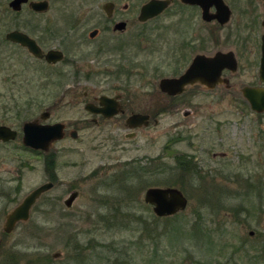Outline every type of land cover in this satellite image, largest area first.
Here are the masks:
<instances>
[{
    "label": "rangeland",
    "instance_id": "1",
    "mask_svg": "<svg viewBox=\"0 0 264 264\" xmlns=\"http://www.w3.org/2000/svg\"><path fill=\"white\" fill-rule=\"evenodd\" d=\"M144 1L146 0H136V3L139 6ZM129 2L133 5L135 3L132 0ZM242 2V8L246 9L247 0ZM63 5L61 14L56 13L58 7H55L50 13L41 15L42 18L47 20L49 17L53 20L65 14L69 19L81 14L89 20L93 15L88 12L89 9L96 8V2L92 0H65ZM238 9L237 12L242 16L241 25L244 26L246 20L247 25H250L254 21L253 17L246 18L250 12L243 14L239 6ZM13 15L9 1L0 0V25L14 27ZM28 16V8L25 6L18 17L20 24L17 26L27 29L28 23L30 24ZM181 18L186 19L187 16L163 17L162 22L165 26L177 25ZM238 20H241L240 15ZM133 24L136 30L131 29L129 32L127 55L131 71L132 66H136L128 82L131 90L149 94L157 90L160 77L171 74L177 65H172L165 58L161 59V52L157 50L161 47V36L163 38L167 32L164 31V34L156 27L158 21L147 23L146 33L141 36L137 33L143 25ZM69 25L67 23L65 26ZM93 25L94 21L91 20L83 25L87 38ZM180 25L183 26L181 32H187L179 33L181 53L184 52L182 43L193 38L189 36L186 21H182ZM234 26L235 23L228 25L218 33L221 40L219 42L215 39L212 27L210 33L205 34L196 26L195 37H209L205 46L211 55L218 50L236 48L241 56L243 48L248 46L246 55L240 59L239 83L243 84L253 79L254 58L257 62L255 72L258 73L259 51L252 54L254 34L251 36L244 29L239 35L247 39L248 43L243 44L241 40L240 45L235 44L236 33L231 31ZM183 35L186 37L183 38ZM143 44H146V48ZM90 47V44L84 46V50L79 52L83 56ZM189 52L191 48L185 50V54ZM84 62L89 66L96 65L93 55L84 57ZM184 63L185 61L178 66L183 67ZM142 65L148 67V73L143 75ZM156 67H160L158 73L154 70ZM78 81L67 74L63 87L48 88V91L50 89L55 93L44 94L40 98L44 102L33 111L34 115L49 108L53 119L74 121L79 118L80 110H83V105L74 96L81 89L90 87L101 93L111 91L113 85L122 84V81L101 75L89 81L80 79L79 84ZM61 90L67 91L65 98L59 94ZM35 91L36 96L40 89L36 87ZM205 99L202 95L195 97L194 105H207ZM213 99L212 97L211 101ZM233 99L237 100L232 97ZM24 100L25 98L22 99ZM228 100L216 104L217 108L214 109L222 111L215 114L213 122L206 120L204 112L196 114L194 119L186 120L170 116L162 121L159 128L162 133L156 134L153 128L147 129L139 140L129 142V148L125 151L112 152V147L107 142L101 150L98 149L97 141L93 140V129L90 128L80 130L79 139L67 137L56 143L52 152L57 156L58 181L32 209L29 221L17 224L10 234L4 230L6 213L18 205L31 190L45 182L47 175L42 157L39 159L33 156L30 160L31 169H28L22 165L31 157L27 152L16 145H0V264H263L256 263L254 259V242L258 238L250 233H264V118L263 122H257L256 113L251 112L244 102L237 101L233 103L235 108L230 109V99ZM146 101H150L149 95ZM181 105L189 106L187 103ZM240 108L244 110L243 114H239ZM191 120L198 122L199 131L207 128L208 137L204 143L211 149L209 155L202 159H211L212 151H226L230 157H218L213 164L207 161L206 165L209 166L204 167L208 171L198 176H192L194 168L187 170L188 174L182 172L184 169H177V162L172 154L180 151L197 154L195 149L201 148V143L194 147L187 143L175 146L163 158L162 169L154 161H149L162 153L166 155L164 144L167 136L172 134L171 129L176 126L173 125L174 122L187 123ZM220 121H224L225 125L222 132L217 133L214 128L217 127L216 122ZM219 137L223 138L220 142L223 145L218 144ZM213 142L218 145L212 146ZM117 159L128 160L130 163L140 160L142 163L147 162L144 164L146 171L142 172L141 177H131L128 182L126 180L127 183L117 180V183L111 184L112 176L118 168L110 165L117 163ZM101 166L106 168L103 172L97 170ZM21 171L24 174L20 182L16 176ZM17 184L21 185L19 194L6 193L13 191ZM71 186L78 188L80 195L72 208L68 209L64 200L69 196ZM151 187H178L189 199L187 208L171 216H156L153 206L145 201L146 191ZM11 197L16 198L11 201ZM174 223L177 226L183 224V227L176 230ZM146 224L157 225L160 233L166 226L170 235L164 237L155 233V239L152 235L148 237ZM196 231L193 237L192 234ZM58 252L60 256L54 257Z\"/></svg>",
    "mask_w": 264,
    "mask_h": 264
},
{
    "label": "flooded vegetation",
    "instance_id": "2",
    "mask_svg": "<svg viewBox=\"0 0 264 264\" xmlns=\"http://www.w3.org/2000/svg\"><path fill=\"white\" fill-rule=\"evenodd\" d=\"M8 1L11 12L14 14L12 16L14 27L0 25V128L4 129L3 132H0V145H16L20 147L21 150L27 152L31 157L22 165L28 169H31L30 160H32L33 156L39 159L42 157V165L45 169L47 180L33 190L46 183L53 184V186L45 191L33 204L30 209L29 218L26 221L17 222L15 227L19 223L29 221L32 209L44 195L54 188L58 181L56 172L57 156L55 152H52L54 145L65 140L67 137L79 139L80 130L88 128L93 129V140L97 141V147L100 150L107 142L111 145L112 152L125 151L129 148L128 143L139 140L147 129L153 128L154 133H162L163 131L159 128H161L162 121L167 117L171 116L176 119L181 118V120H186L188 118L194 119L196 114L199 115V113L204 112L207 115V121H215V114L222 111V109H214L215 107L217 108L216 104L219 105L223 103V101H229L228 99H230V109L235 108L233 103L237 101H239V103L244 102L248 105V109H250L251 112L256 113L257 122H263L264 108L263 110L256 109L255 107L253 108L252 102L246 97L244 89L254 88V90L264 91V80L260 74L264 45V0H247L246 9L242 8V0H223L226 9L214 2L219 0H162L166 2L165 7L156 15L145 18H142L143 7L151 0H146L139 6L136 0H132L135 2L134 5L129 2L130 0H92L96 2V8H92V10L89 9L88 12L93 14L89 20L85 15L81 14L76 17H69V19L65 17V14L53 20L49 17H47V20L42 18L41 15L50 13L55 7H58L56 13L59 12L61 14V12H63L61 8L65 6L63 5L65 0H27L21 4L19 9H14L11 6L14 0ZM196 1H200L203 4ZM211 2L213 4H211ZM32 3H39L41 8H39V10L34 9ZM25 6L28 8V20L30 22V24L28 23L29 27H27V29L17 26L20 24L18 22V17L21 15ZM238 6L241 9V13L246 14L250 12L246 18H254V21L250 25H247V20L244 26L241 25L242 16L237 12L239 10ZM226 12H228L227 16ZM239 15L241 20H238ZM168 16L172 18L187 16L186 19L181 18V22L184 20L186 21V27L190 34L189 36H192L193 39L189 41L185 40L182 43L184 52L180 53L182 48L179 46V33L187 32H181L183 30V26L180 25L181 22L177 23V25L165 26L164 22H162V18ZM90 20L94 21V25L89 30L88 40L87 36H85L83 25L87 24ZM152 21H158L159 24L156 27L163 32L167 31L166 34L164 32L165 35L163 38L161 36V47L157 48V50L161 52V59L165 58L168 60L167 62L177 66H175V71L171 74L160 77L157 83V90L148 94L145 91L131 90L130 88V83L128 81H130L131 76L134 74V67L136 65L134 67L132 66L131 71L128 63L129 56L127 55V50L130 45L129 32L131 29L134 31L136 30V26H134L133 23L135 22L143 25L137 33L141 36L143 33H146L147 23L149 24V22ZM67 23H70L68 27L65 26ZM231 23H235L234 29L231 28V31L236 33L235 44L240 45L241 40L243 44L248 43L247 39H243L239 35V32L244 29L249 32V35L252 36L254 34V38L250 37L254 39V50L252 54L255 55L257 51H259L258 73L255 72L257 62L254 58V75L252 81L248 83H239L241 81L240 59L241 56L243 57V55H246L248 46L243 48L241 56L239 50L236 48L235 50L230 49L228 51L218 50L211 55L206 49L209 37L205 35L202 38L195 37V32L197 31L196 26L197 29H200L202 32L204 31L205 34H209L210 28L212 27L215 39L219 42L221 40L218 33L224 30L228 25L232 26ZM12 32L25 34L33 41L37 51L32 50L28 44L9 37V34ZM168 32H170V35H168ZM185 37L186 36L183 35V38ZM238 40L240 42H238ZM89 44L91 47L89 51H87L88 53L82 56L80 52L84 50V46L87 47ZM143 47L146 48V44H143ZM187 48H191L192 53L189 52L185 54ZM51 52L54 53L49 55ZM218 53H229L232 63L223 66L217 84L213 87L195 83L188 86L183 92L176 94H170L168 91L161 89L160 83L163 79L181 77L192 66L197 57L203 56L211 58ZM88 55H93L96 63L95 67L87 65L86 62L83 63L84 57ZM30 59L31 62L29 61ZM27 61H29V63ZM183 61H185L184 68L178 66ZM160 66H162V64ZM142 68L141 75L148 73L147 66L142 65ZM154 70L158 73L160 67H156ZM67 71H69V73H67ZM67 74H70L75 80H79L77 82L78 84L80 83V79L89 81L99 75L116 81H122V84L113 85L111 91L101 93L97 92L95 88H84L80 86L84 89H81V91L74 96L77 102L83 105V110H80L78 113L79 118L74 121L67 122L66 120L53 119L52 112L49 108H45L35 116L33 111L40 108V105L44 102L40 100V98H43L44 94L55 93V91H51L50 89L48 91V88L52 86L58 88L61 86L63 87V82ZM36 87L40 89V92L35 96ZM227 92H229V95H227ZM59 94L62 98H65L67 96V91L61 90ZM148 95L150 101L147 102L146 98ZM201 95L206 98L205 101L207 105H194V103H196L194 102L195 97ZM212 97L214 98L212 100L213 102L211 101ZM232 97L237 100H232ZM23 98H25L24 101H22ZM106 98L108 100H106ZM182 103L183 105L187 103L189 106H182ZM243 111L244 110L240 108L238 112L239 114H243ZM29 123L38 126L59 125L62 128L63 136L52 141L49 148L46 150L35 149L24 142V128ZM216 124L217 127L214 128V131L217 133L222 132V128L225 125L224 121L216 122ZM173 125L176 126L171 129L172 134L167 136L164 144L166 155L162 153L154 159L149 160L154 161L159 169H162L163 158L169 154L168 152L172 151L175 146L183 143H187L192 147L197 143H201L200 146H202L199 149H195L197 154L194 152L182 151L177 152L178 154L175 155L172 154L174 160L177 162L176 168L181 171L184 169V171H182L184 174H188L187 170L189 171L190 168H194L192 176L205 174V172L208 171L204 167L207 161H209V164L210 162L213 164L218 157L224 159L230 157V154L226 151H212V158L205 161L206 159L204 160L202 158L207 157L211 149L210 146L206 147L204 143L205 139L208 137L207 128L199 131L200 126L198 122L193 120L187 123L176 121ZM222 141L223 138L219 137L218 144L223 145V143H220ZM218 144L213 142L212 146ZM198 150H200V152ZM134 162L135 163H130L128 160L123 161L117 159V163L111 164L110 166L112 168H118L117 172L112 176L111 184L117 183V180L127 183L128 179H131V177H141L142 172L146 171V165L144 164L147 162L142 163L141 160ZM186 167L188 169H186ZM104 169L103 166H101L97 170L103 172ZM21 172V174L18 173V176H16L20 182L24 174L23 171ZM126 180L127 182H125ZM257 182L262 185L260 181ZM125 187L128 186H123V188ZM20 188L21 185L17 184L14 190L10 191L11 193L8 191H6V193L12 194V192H14L19 194ZM69 189V195L73 191H79L78 188L73 186ZM15 198L16 197H11V201H14ZM22 201L18 205H20ZM18 205L13 207V209ZM73 205L74 203L72 206ZM72 206H66V208L70 209ZM10 211L5 215V222L6 216ZM6 233L10 234L11 232ZM250 235H254V238H258L256 243L254 242V259L256 263L262 262L264 264V233H256L254 231V233H250Z\"/></svg>",
    "mask_w": 264,
    "mask_h": 264
},
{
    "label": "water",
    "instance_id": "3",
    "mask_svg": "<svg viewBox=\"0 0 264 264\" xmlns=\"http://www.w3.org/2000/svg\"><path fill=\"white\" fill-rule=\"evenodd\" d=\"M27 0H14L11 6L14 9H19L23 2ZM203 1V0H202ZM212 1V0H211ZM203 4L200 1H196ZM221 7L226 9L223 0L214 1ZM209 3V2H208ZM211 4H213L211 2ZM166 5L165 1L162 0H151L143 7V17H151L159 13ZM34 9L39 10L41 8L39 3H32ZM228 12H226V16ZM9 37L16 39L18 41L24 42L30 46L34 51H37L35 45L30 38L25 34L12 32ZM51 52L49 55H52ZM230 54L218 53L214 57H197L192 66L187 70V72L179 78L173 79H163L160 83L161 89L168 91L170 94L181 93L195 83H201L213 87L217 84L219 74L223 66L229 65ZM56 58V57H52ZM59 58V57H57ZM260 74L264 80V45H263V56L261 60ZM246 97L252 102L253 108L262 109L264 108V91L254 90V88L244 89ZM106 100H108L106 98ZM25 138L24 142L28 146L35 149H48L51 142L61 138L62 128L59 125L53 126H38L33 124H27L25 126ZM4 129L0 128V132ZM53 186L52 183H46L32 192H30L22 201L20 205L11 210L6 216V222L4 230L6 232H12L15 224L19 221H26L29 218L30 209L33 204L38 200V198L48 189ZM79 191H73L65 200L66 206L70 207L74 201L78 198ZM145 201L153 206V211L158 217H166L174 215L180 211L187 208L189 199L184 194L182 190L178 187H151L146 191ZM54 257L60 256V253H55Z\"/></svg>",
    "mask_w": 264,
    "mask_h": 264
},
{
    "label": "trees",
    "instance_id": "4",
    "mask_svg": "<svg viewBox=\"0 0 264 264\" xmlns=\"http://www.w3.org/2000/svg\"><path fill=\"white\" fill-rule=\"evenodd\" d=\"M186 169H188V168L186 167ZM176 224H177V223H176ZM176 224L174 223V225H175L174 228H175L176 230H179L181 227H183V226H182L183 224L178 225V226H177ZM196 224H197V223H195V225H196ZM156 226H157V225H154V226H153V225H151V224H150V225H148V224L145 225V227L147 228L146 231L148 232V235H147L148 237H150V236L152 235L153 239H155V236H156L155 233H157V234L160 235V236H164V237H165L166 235H168V236L170 235V234H169L170 231H168V230L166 229V228H167L166 226L163 227L161 233H160V231H157ZM180 226H181V227H180ZM184 226H185V225H184ZM157 227H158V226H157ZM191 229H192V227L190 228V230H191ZM194 229L197 230V227L194 226ZM196 233H197V231H196L194 234H192L193 237L195 236ZM178 234H179V233H178Z\"/></svg>",
    "mask_w": 264,
    "mask_h": 264
}]
</instances>
